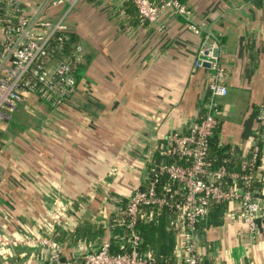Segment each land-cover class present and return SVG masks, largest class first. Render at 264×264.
I'll return each instance as SVG.
<instances>
[{"label":"crops","instance_id":"obj_1","mask_svg":"<svg viewBox=\"0 0 264 264\" xmlns=\"http://www.w3.org/2000/svg\"><path fill=\"white\" fill-rule=\"evenodd\" d=\"M18 1L27 15H67L77 38L72 47L81 45L84 58L77 69L79 93L70 105L51 108L34 99L0 121L2 238L52 236L64 260L81 264L86 253L120 236L114 220L136 189L148 188L149 170L167 136L188 132L205 118L213 58L226 71L228 90L217 98L215 141L230 156L233 173H241L258 143L261 187L255 198L264 204V133L259 138L255 121L264 106V8L254 0H183L192 23L206 28L197 35L180 15H162L161 30L141 24L134 13L131 22L120 0H78L48 9L51 0ZM203 46L205 63L195 68ZM175 192L182 200L181 187ZM144 213V223L156 231L152 247L141 253L155 264H182L180 213L158 207ZM128 238L119 240L129 250ZM198 239L200 264H264V217L251 234L237 202L228 203L220 224ZM47 260L46 248L20 246L6 260L0 257V264Z\"/></svg>","mask_w":264,"mask_h":264},{"label":"built area","instance_id":"obj_2","mask_svg":"<svg viewBox=\"0 0 264 264\" xmlns=\"http://www.w3.org/2000/svg\"><path fill=\"white\" fill-rule=\"evenodd\" d=\"M16 13V22L1 27L0 36V121H9L21 106L29 107L34 99L51 108L70 105L79 93L77 69L83 62L84 49L81 45L71 46L67 56H58L71 39V28L67 15L49 18L48 15H27L18 0H9ZM78 0H51V6L69 4ZM132 4L138 11L141 24L163 28L162 15H180L189 22V30L200 35L204 25L192 23L193 15L179 0H120ZM208 39V36L206 37ZM208 48L203 46L194 62L195 68L204 65ZM213 70L208 84L209 100L206 116L193 125L188 132H173L167 136V146L162 154L172 162L153 165L150 169V184L146 190L136 189L129 197L125 209L124 226L130 231V249L123 254H112L110 243L102 244L96 251L82 256L81 264H155L151 255L140 252L141 237L135 231L140 219H144L143 207L173 208L170 197V182L181 186L182 201L176 205L180 213L182 229L179 251L183 264H200L203 251L198 239V224L203 221L212 202L234 203L240 207V218L248 225L250 233L258 230V222L264 217V204L255 198L254 183L260 148L255 143L251 157L242 163L241 173L226 168L211 170L208 161L210 139L219 126L217 98L228 94L225 86L226 71L219 59L210 61ZM257 135L264 133V106L255 115ZM263 136V135H262ZM261 136V137H262ZM229 181V183H228ZM20 246L46 248L48 260L44 264H76L62 258V248L52 236L34 235L29 238L4 239L0 236V257Z\"/></svg>","mask_w":264,"mask_h":264},{"label":"trees","instance_id":"obj_3","mask_svg":"<svg viewBox=\"0 0 264 264\" xmlns=\"http://www.w3.org/2000/svg\"><path fill=\"white\" fill-rule=\"evenodd\" d=\"M181 3H183V0H179ZM254 5L257 8H264V0H254ZM124 11L126 12L127 15H129V21H133L135 20L133 14H136V20H138V22H140V17L138 14V11L136 10V8L130 4V3H126L124 5ZM16 13L13 10V5L9 0H0V24L4 27H7L9 25H12L16 22ZM141 23V22H140ZM71 36V35H70ZM76 36L72 35L71 39L68 43L65 44L64 48L62 49V52L58 53V56L62 57V56H67L72 44H74V40H76ZM217 131V130H216ZM216 134V133H215ZM215 135L210 139V146H209V155H208V161L210 163V168L211 170H216L218 168H226L227 170L231 171L232 169V165L229 162V155L227 154V152L225 151V149H221L218 147L217 142L215 141ZM262 157V155H261ZM261 157L259 158V161L257 163L256 166V172L259 169V165L261 164ZM172 158L167 156V155H161L160 153L158 154L156 160H155V164L159 165L161 163H168V162H172ZM152 168V167H151ZM150 171V170H149ZM257 174V173H255ZM153 177V176H151ZM150 177V178H151ZM229 183V181H228ZM170 187L172 189L171 193L179 190L180 189V185L177 183H173L170 182ZM261 184L258 183L257 181H255L254 183V190L255 188H259ZM141 190H144V188H140ZM179 196V195H177ZM177 196H173L170 197V194L167 196L168 199H171L174 207L173 208H168V207H164L161 208V210H170V211H174L176 210V205L178 203H181L182 200H179V198ZM182 198V197H181ZM227 205L228 203H215L212 202V204L209 207V213L207 215V217L201 221L198 226H197V230L198 233H204V231L210 227H212L213 225H219L222 219V216L224 214V212L227 210ZM151 209V207H143V214L146 211H149ZM177 211V210H176ZM124 220V221H123ZM144 219H140L139 222L137 223V226L135 228V231L139 234V236L141 237L142 241L139 247L140 252L146 251L145 248H147V246L153 245V236L155 233V226L152 227L147 224L144 223L143 221ZM126 221V216H125V211L124 213H122L117 219L114 220V224L116 225L115 227L117 228V230H119V234L120 236H114L112 239V241H110V252L112 254H123L128 252V242L127 244L125 243H121V241L119 240V238H121L122 236H130V231L128 229H126V227L124 226ZM122 223V224H121ZM118 225V226H117ZM122 226V227H121ZM161 252V250H159V253ZM155 261V260H154ZM78 264V263H76ZM183 264V262H182Z\"/></svg>","mask_w":264,"mask_h":264},{"label":"rangeland","instance_id":"obj_4","mask_svg":"<svg viewBox=\"0 0 264 264\" xmlns=\"http://www.w3.org/2000/svg\"><path fill=\"white\" fill-rule=\"evenodd\" d=\"M76 76H77V74H76Z\"/></svg>","mask_w":264,"mask_h":264}]
</instances>
